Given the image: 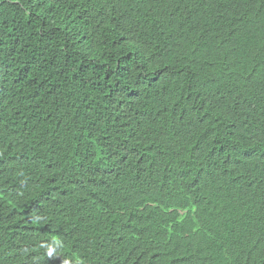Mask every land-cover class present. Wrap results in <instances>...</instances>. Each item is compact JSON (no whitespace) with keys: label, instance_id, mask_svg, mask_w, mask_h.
Returning <instances> with one entry per match:
<instances>
[{"label":"trees","instance_id":"trees-1","mask_svg":"<svg viewBox=\"0 0 264 264\" xmlns=\"http://www.w3.org/2000/svg\"><path fill=\"white\" fill-rule=\"evenodd\" d=\"M0 264H264V0H0Z\"/></svg>","mask_w":264,"mask_h":264}]
</instances>
